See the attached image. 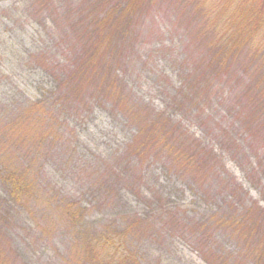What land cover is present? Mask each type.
Masks as SVG:
<instances>
[{
	"label": "rangeland",
	"instance_id": "1",
	"mask_svg": "<svg viewBox=\"0 0 264 264\" xmlns=\"http://www.w3.org/2000/svg\"><path fill=\"white\" fill-rule=\"evenodd\" d=\"M169 1L166 3L155 0L154 6L147 5L145 9L147 15H144V22L139 28L142 29L141 34L137 33V41L131 48L125 44L121 50L124 55L120 57L122 66L117 67L111 64L112 72L108 78H105V85L114 83L117 100L113 102L103 100L97 89H101L98 87L97 78L90 87L92 96H80L71 107L72 109L69 107V110L64 111L60 107L64 112L58 111L57 114L52 115L60 127L61 144L64 146L58 147L55 153L57 156L50 162L53 166L52 170L67 180L72 189H76L73 193L78 195V199L83 200V203L84 198L86 199L85 205L94 211L92 218H98L102 213L100 214L98 209L100 203L97 201L96 192L103 189L94 182L97 178L92 180L93 175L90 179L83 180L80 175L85 170L88 175H91L99 168L101 169L99 171L104 173H107V169L111 167H117V170L122 169L124 163L119 165L121 160L119 161L117 156L127 149L136 133L134 122L130 124L129 119L143 111L147 112L149 119L156 117L159 111L166 112L165 115H169L174 121L181 120L180 125L176 126L174 135L181 133L183 147L186 149L187 145H192L200 151L199 160L194 164L195 181L190 178H183L181 181L162 175L157 182L156 176H159V173L153 172L152 176L155 179L152 182V178H147L146 185L142 186L145 189L140 191V198L135 196L125 198L119 194L122 197L119 200L126 203L132 214L146 213L145 207L154 204L155 201L165 202L164 207L168 208L170 214L173 212L172 218L185 223L186 228L181 227V229L187 234L193 230L191 220L201 222L203 227L211 226L217 218L238 216L239 213L250 210V215L254 216L252 217L253 228H257L263 236L264 121L261 118L258 119L260 129L257 134L252 136L250 141L245 137L246 143L238 142L240 147H237L238 136L233 135L234 140L228 135L235 134L236 129L228 127V115L224 116V113L229 111L227 105L218 106L216 109L209 100L206 109L200 114L197 110H193L195 114L192 117L188 113L186 117H183L179 111H175L174 101L171 102V98L175 95L174 91L181 81L180 71L173 61L177 59L180 63L182 57L180 51L189 40L185 31L183 35L184 26L192 17H199L198 23L203 21L199 24L201 28L198 30L197 23L190 24L192 37L195 32L202 34L218 20L217 17H220V21L214 24L216 26L214 29L219 33L222 26H226V21L229 23L245 11L249 2L247 0H208L206 2L199 0L196 5L193 3L194 0ZM32 2L33 0L31 2L30 0H0V116H3L2 121L6 117L13 118L15 114H18V108L28 106L36 100H40L47 108L53 105L57 107L54 99L59 93V83L52 76L50 72L52 70H48L49 67L64 64L68 68L71 66L73 68L71 70L76 72L80 68L74 67L78 66L79 62L83 65L88 58L86 45L80 61L76 59L81 53L78 51L86 44L84 42L88 35L84 31L86 19L83 22L80 20V15L79 19L78 17L74 19L73 15L71 24L67 22V26L60 28L53 14L66 17L69 8L77 7L83 15L89 14L93 0H53L52 6L41 11L38 17L35 16L31 7ZM251 5L253 6L252 3ZM256 10L259 12V19L261 16L264 19V0L258 1ZM176 14L179 16L176 20L180 21L182 29L174 20ZM74 20L82 22L75 28ZM63 34L66 38L62 36ZM210 34L211 30L206 33L205 38L212 39ZM258 35L259 32L255 34L256 37L249 39V36L244 34L239 46L240 51L236 53L235 58L234 54L229 57L238 62L239 69L238 65L235 67L236 62L233 64L235 77L244 78V84L255 73H249L252 72L251 68L259 69L264 76L258 47L261 41ZM215 38L214 35V40ZM222 47L224 46H221V49ZM121 53L114 52L112 57L108 58L109 62L116 61ZM247 65H252L249 70ZM85 68L91 70L89 66L81 70ZM257 78L261 79V77ZM79 100L82 103L78 102ZM242 101L248 102L247 97ZM113 105L120 110V113L114 108L111 109ZM245 109V114L248 115L254 108L249 102ZM251 114L247 118L243 117L244 120L256 118L257 111ZM13 127L18 130L15 126ZM220 135L227 138L232 148L225 150L228 144H222ZM2 141L3 143L11 142V137L7 135ZM69 148L75 150L71 157H68L69 153L65 151ZM86 161L91 168L86 166ZM126 165L125 169H127ZM199 173L206 177L199 176ZM73 176L77 180L74 181ZM54 180L56 182L57 178ZM60 181L63 182L61 179ZM132 188L136 190V186ZM148 189H159L161 193L157 196L154 193L153 197L148 198ZM85 192H88L87 195L82 196L81 193ZM4 194L0 186V221H7L6 225L0 227V235L6 234L5 242L0 245V264H65L64 259L67 256L59 247L60 237L53 238L50 230L37 226L36 220L22 207L14 206L16 213L11 210L7 214L6 210L10 208L11 200ZM124 195L126 196V193ZM115 211H120V208L118 207ZM147 216L142 221L147 222ZM159 218L163 219L161 215ZM174 221L172 220V225ZM140 230L142 231L140 237L146 236V240L150 243L154 242L157 238L156 232L159 231H153L150 227L147 230L144 226L140 227ZM226 231L219 232L211 228L206 232L202 228L198 231L200 234L195 233L194 246H202L205 243L212 256L224 254V252H230V255L234 256L243 242L241 238L243 234L239 236L232 230L226 229ZM165 235L169 250L166 251V257L154 256L155 258L151 260L153 264L158 262L159 258L162 264H171L170 260L172 264H208L203 258L207 250L193 249L191 244L184 241L187 240L186 238L180 237V231L170 229ZM191 236L193 237L194 234ZM153 247L156 252H159L155 245ZM173 251V255L168 254ZM151 252L154 254L152 249Z\"/></svg>",
	"mask_w": 264,
	"mask_h": 264
},
{
	"label": "trees",
	"instance_id": "2",
	"mask_svg": "<svg viewBox=\"0 0 264 264\" xmlns=\"http://www.w3.org/2000/svg\"><path fill=\"white\" fill-rule=\"evenodd\" d=\"M52 1L33 0L31 7L35 16L38 17L41 11L51 7ZM156 1L158 2V0ZM161 1L170 2L169 0ZM247 1L249 3L246 5L245 11L229 23L226 21V26H222L219 33L214 29L216 27L214 24L221 19L217 17L218 20L213 24L214 26L211 25L202 34L195 32V35L191 37L190 24L197 23L198 30L201 28L199 24L203 22L201 20L198 23L199 17H192L182 30L183 35H185L184 31L186 32L189 40L180 51V55H182L180 63L177 62V59L173 61L180 71L181 77L180 84L174 91L175 95L171 98V102L174 101L176 105L175 111H179L183 117H186L187 113L192 117L195 114L193 110H197L200 114L206 109L209 100L216 109L218 106L227 105L229 111H226L224 116L228 115V127L236 129L235 134H231L229 131L228 135L229 138L232 136L234 140L233 135L238 136L237 147H240L238 142L246 143L244 141L246 138L250 141L252 136L257 134L260 129L258 119L261 118L264 121L263 72L261 73L259 69H252V65H247V70L250 68L252 70L249 73H255L244 84L245 79L241 76L236 78L233 68V64L236 62L233 59L240 51L239 46L243 35L245 34L251 39L257 32H259L258 36L261 41L258 46L259 56L264 67V30H262L264 19L263 16L259 19V12L255 11L258 1L262 2V0ZM198 2L199 0L193 1L196 5ZM155 4V0H93L90 5L92 10L89 14L83 15L78 7L69 8L66 17L53 14L60 28L67 26V22L71 24L73 15L74 19L75 17L79 19V15L81 16L80 20L86 19L85 22L83 21L86 23L84 31L88 33L84 39L86 44L84 43L85 46L78 51L81 53H78L79 56L76 59L80 61L86 45L88 58L83 65L79 62L78 66L74 67L80 68L76 72L71 70L73 69L71 66L68 68L64 64L53 68L49 67L48 70H52L50 71L52 76L59 83V93L54 99V104H57V107L53 105L47 108L42 105L40 100H36L28 106H20L18 114L14 116L11 114L13 118L6 117L2 121L3 116H0V186L2 193H5L4 196L11 200L10 208H7L6 213H10L11 210L16 213L14 206L22 207L36 220L37 226L50 230L53 238L59 236V247L67 256L64 259L66 260L65 264H153L151 260L155 258L154 256L166 257V251L169 248L168 242L165 240V233L170 229L180 231V237L186 238L187 240L184 241L191 244L193 249L198 248L199 251L206 249L207 253L203 255V258L208 264H264V234L262 236L257 228H253L252 217L254 216L250 215V210L239 213L238 216L217 218L211 226L203 227L201 222L191 220L193 230L187 234L181 229V227L186 228L185 223L177 218H172L173 212L170 214L168 208L164 207L165 202L155 201L154 204L148 205L145 207L147 210L144 211L147 214L138 212L132 214L126 203L119 200L129 196L140 198V191L145 189L142 186L146 185L147 178H152L151 181H154L153 172L159 173V176H156L157 182L162 175L181 181L183 178L195 181L194 164L199 160L200 151L192 145H187L186 149L183 147L181 133L174 135L176 126L180 125L181 120L174 121L172 117L165 115L166 112L159 111L156 117L153 116L150 119L147 118L146 111L138 115H131L129 123L134 122L136 133L132 137L130 145L126 147L127 149L117 156V159L121 160L119 165L124 163L122 169L117 170V167H111L107 169V173H104L99 171L101 170L99 168L94 170L91 175H88L86 170L80 175L82 180L90 179L93 175L92 180L97 178L94 182L103 189V191L96 192L98 194L96 195L97 201L100 203L98 209L100 214L102 213L98 218H92L94 211L85 205L86 199L83 197L84 203L83 200L78 199V195L73 193L76 189H72L67 180L52 170L53 166L50 162L53 157L57 156L55 153L58 147L63 146L60 127L52 115L57 114L58 111L62 113L69 110V107L71 108L80 96H92L93 92L90 87L97 78L98 87L101 89L97 88L100 93L97 90L96 92L102 95L103 100L105 99V102L117 100L118 95L114 83L105 85V78H108L112 72L111 64H115L117 67L122 66L120 57L124 55L121 50L125 44L131 48L137 41V33L141 34L142 29L139 28L144 22V15H147L145 9L147 5L154 6ZM195 13L197 12L195 11ZM178 14L174 20L182 29V24L176 20L179 17ZM82 21L74 20L75 28ZM72 30L71 27L70 31L72 32ZM202 30L204 29L202 28ZM210 30V36L212 35L213 38H205L206 33ZM214 35L216 36L215 40ZM62 36L66 38L65 34ZM221 46L224 47L221 49ZM114 52L121 54L118 55L119 58L116 61L109 62L108 58L112 57ZM232 54H234L233 59L229 58ZM236 65L239 69L238 62L235 63V67ZM86 66H89L91 70H87L88 68L81 70ZM257 77H261V79ZM245 97L248 102L244 103L242 100ZM249 102L254 109H251L248 115L257 111V116L251 120H244L243 117L247 118L248 116L245 114V108ZM229 103L231 105H228ZM241 103L243 104L241 105ZM112 108L120 113L115 105ZM18 132L19 138L17 137ZM7 135L11 137V142L3 143L2 139H5ZM220 138L223 145L228 144L227 138L223 135H220ZM230 148L232 147L228 144L225 150ZM65 151L69 153L68 157H71L75 150L69 148ZM64 155L66 156L65 152ZM88 165L86 161V166L89 167ZM125 165L127 169H125ZM199 176L206 177L201 173ZM54 178H57L56 182ZM73 179L77 180L74 176ZM158 184L160 185V183ZM133 186H136V190H133ZM148 191V198L153 197L154 193L156 196L161 193L159 189H148ZM87 193H81V195L86 196ZM118 207L120 211L116 212ZM253 214L255 213L253 212ZM160 215L163 219L159 218ZM146 216L148 224L146 221H142ZM172 220H175L173 224L177 226L172 225ZM6 224L7 221H0V227ZM143 226L147 230L148 227L153 231L159 230L156 232L157 238L153 243L148 242L146 236L140 237V234L142 236L140 227ZM202 228L206 232L211 228L219 232L226 231V229L232 230L239 236L243 234L241 237L243 242L240 245L237 244L239 249L234 253V256L230 255V252L212 256L205 243L202 246H194L196 243L195 233L200 234L198 231ZM39 232L41 233V230ZM191 234L194 236L192 237ZM5 237L6 234L0 235V245L5 242ZM232 240L235 239L232 238ZM154 245L159 252L153 249ZM168 254L173 255L174 251ZM157 261L155 264H162L160 258ZM170 261L172 264V260Z\"/></svg>",
	"mask_w": 264,
	"mask_h": 264
}]
</instances>
